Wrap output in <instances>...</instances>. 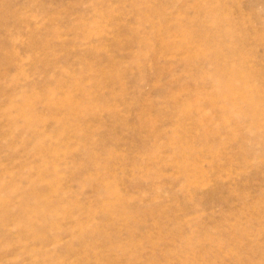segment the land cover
I'll return each mask as SVG.
<instances>
[{"label":"rangeland","instance_id":"374dc122","mask_svg":"<svg viewBox=\"0 0 264 264\" xmlns=\"http://www.w3.org/2000/svg\"><path fill=\"white\" fill-rule=\"evenodd\" d=\"M0 264H264V0H0Z\"/></svg>","mask_w":264,"mask_h":264},{"label":"bare ground","instance_id":"6f19581e","mask_svg":"<svg viewBox=\"0 0 264 264\" xmlns=\"http://www.w3.org/2000/svg\"><path fill=\"white\" fill-rule=\"evenodd\" d=\"M218 27H219V26H218ZM232 50H233V49H232ZM215 51H216V50H215ZM212 52H213V53H212ZM212 52H211L212 54H215L216 52L218 53V50H217L215 53H214V51H212ZM204 53H205V52H204ZM206 54H207V53H206ZM212 54H211V55H212ZM209 55H210V54H209ZM211 55H210V56H211ZM215 55H217V54H215ZM215 55H214V56H215ZM210 56H209V57H210ZM212 59H213V58H212ZM214 60H215V59H214ZM219 68H221V67H219ZM222 69H225V68H222ZM218 70H219V69H218ZM218 70H217V71H218ZM217 71H216V72H217ZM223 71H224V73L227 72L226 70H223ZM218 72H219V71H218ZM229 72H230V71H229ZM221 73H222V71H221ZM221 73L219 72V74H221ZM230 73H231V72H230ZM227 74H228V73H227ZM232 74H233V73H232ZM232 74H231V75H232ZM217 75H218V74H217ZM224 75L226 76V74H224ZM229 75H230V74H229ZM229 75H228V77H229ZM215 76H216V75H215ZM221 76H222V79H223V78L225 79V76L223 77V74H222ZM221 76H220V79H221ZM233 77H235V76H233ZM229 78H230V77H229ZM229 78H228V79H229ZM226 79H227V76H226ZM230 79H232V78H230ZM233 80H234V79H233ZM239 80H240V79H239ZM230 81H231V80H230ZM220 82H221V81H220ZM220 82H219V83H220ZM223 82H225V80L222 81L221 83H223ZM226 82H227V81H226ZM228 82H229V80H228ZM233 82H234V81H233ZM213 83H214V82H213ZM242 83H243V82H242ZM242 83H241V84H242ZM225 84H226V83H225ZM232 84H233V83H232ZM226 85H227V84H226ZM226 85H225V86L222 85V86H224L223 89L226 87ZM236 85H237V84H235V86H236ZM242 85H243V84H242ZM232 86H233V85H232ZM237 87H240V90H241V89H242L241 87H243V86H240V82H239V86H237ZM220 89L223 91L222 87H220ZM232 89H233V88H232ZM232 89H231V90H232ZM228 90H229V89H228ZM233 90H234V89H233ZM235 90H237V89H235ZM235 90H234V92H236ZM241 91H245V90H241ZM238 93H239V92H238ZM244 93H245V92H244ZM253 113H254V112H253ZM253 113H252V114H253Z\"/></svg>","mask_w":264,"mask_h":264}]
</instances>
